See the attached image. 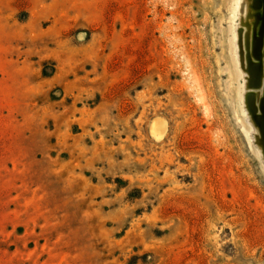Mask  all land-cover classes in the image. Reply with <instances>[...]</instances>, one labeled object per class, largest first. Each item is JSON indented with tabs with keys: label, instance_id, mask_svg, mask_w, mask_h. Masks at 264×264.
<instances>
[{
	"label": "rangeland",
	"instance_id": "374dc122",
	"mask_svg": "<svg viewBox=\"0 0 264 264\" xmlns=\"http://www.w3.org/2000/svg\"><path fill=\"white\" fill-rule=\"evenodd\" d=\"M251 4L0 0V264H264Z\"/></svg>",
	"mask_w": 264,
	"mask_h": 264
},
{
	"label": "water",
	"instance_id": "95a60500",
	"mask_svg": "<svg viewBox=\"0 0 264 264\" xmlns=\"http://www.w3.org/2000/svg\"><path fill=\"white\" fill-rule=\"evenodd\" d=\"M249 19L253 20L246 34V59L248 89L247 107L260 133V145L264 151V0H251ZM262 90V94L259 95ZM258 101V104H257Z\"/></svg>",
	"mask_w": 264,
	"mask_h": 264
},
{
	"label": "bare ground",
	"instance_id": "6f19581e",
	"mask_svg": "<svg viewBox=\"0 0 264 264\" xmlns=\"http://www.w3.org/2000/svg\"><path fill=\"white\" fill-rule=\"evenodd\" d=\"M250 11L254 12V10H252L251 8H250ZM252 12H251V13H252ZM251 22H252V21H251ZM257 130H258V128H257ZM258 132H259V130H258ZM259 135H260V133H259Z\"/></svg>",
	"mask_w": 264,
	"mask_h": 264
}]
</instances>
